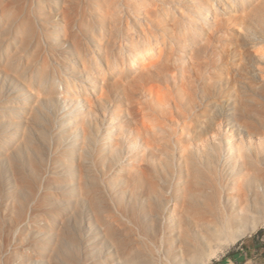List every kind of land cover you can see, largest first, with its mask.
I'll use <instances>...</instances> for the list:
<instances>
[{
  "label": "rangeland",
  "instance_id": "1",
  "mask_svg": "<svg viewBox=\"0 0 264 264\" xmlns=\"http://www.w3.org/2000/svg\"><path fill=\"white\" fill-rule=\"evenodd\" d=\"M192 183L264 207V0H0V264H157L180 224L142 210ZM232 252L264 264V219L202 264Z\"/></svg>",
  "mask_w": 264,
  "mask_h": 264
},
{
  "label": "bare ground",
  "instance_id": "2",
  "mask_svg": "<svg viewBox=\"0 0 264 264\" xmlns=\"http://www.w3.org/2000/svg\"><path fill=\"white\" fill-rule=\"evenodd\" d=\"M113 127H111L110 128V130L112 129ZM118 138H115V139H113L112 137H109V136H107V137H105V139L104 140H102V142H104V143H106V144H110V146H112V147H114V146H116V145H118ZM243 157H242V159H243V161L244 162H246L245 160H250V159H246V157L244 158V155H242ZM245 159V160H244ZM248 161L246 162V163H248ZM245 163V164H246ZM244 164V165H245ZM247 165V164H246ZM250 165H253V163L251 162V164H249V165H247L246 167H248V166H250ZM254 166H255V163H254ZM253 166V167H254ZM251 167V166H250ZM252 167V168H253ZM255 168H256V166H255ZM197 169V168H196ZM248 169H249V167H248ZM188 171H189V169H187ZM191 170V169H190ZM200 171V170H199ZM198 171V172H199ZM203 171V170H202ZM254 171H256V170H254ZM191 173H192V171H191ZM195 173V172H194ZM194 173H193V175H194ZM204 173H206V172H204ZM187 174H188V172H187ZM208 174V173H207ZM209 174H211V173H209ZM191 175V174H190ZM183 176H186V175H183ZM202 176V174L201 175H198V177H201ZM212 176V175H211ZM214 176V175H213ZM212 176V177H213ZM216 176V175H215ZM190 176H188V178H189ZM193 177V176H192ZM191 177V178H192ZM202 177H207V175L205 176H202ZM181 178V177H180ZM187 178V177H186ZM190 178V179H191ZM196 176H195V181H196ZM211 178V177H210ZM210 178H208L207 179V182L209 183V181H210ZM184 179V181H185V178H183ZM189 179V181H191ZM202 179V178H201ZM194 180V179H193ZM192 180V181H193ZM200 180V179H199ZM204 180H206V179H204ZM209 180V181H208ZM216 180V179H215ZM184 181H183V183H184ZM195 181H193V182H195ZM202 181V180H201ZM201 181H199V182H201ZM214 181V180H213ZM206 182V183H207ZM211 182H212V178H211ZM214 182H217V181H214ZM189 183H191V182H189ZM189 183H185V185L186 184H188L189 185ZM196 183H198L197 181H196ZM205 183V184H206ZM219 183V182H218ZM200 184L201 183H199L198 184V186L197 185H194L193 186V183L191 184L192 186H193V188L195 187V186H197V187H200ZM204 184V185H205ZM240 184H242V183H240ZM190 185V186H191ZM204 185L202 186V184H201V186L202 187H204ZM206 185H209V184H206ZM215 185H217V184H215ZM243 185V184H242ZM187 186V185H186ZM152 187V186H151ZM156 187V186H155ZM182 187H184V186H182ZM188 187V186H187ZM187 187H185V188H187ZM206 187V186H205ZM207 187H209V186H207ZM244 187H246V186H244ZM153 189H154V187H152ZM192 187H191V190L193 189ZM196 188V187H195ZM211 188H213V187H211ZM150 189V188H149ZM156 189V188H155ZM154 189V190H155ZM190 188H188V190H189ZM205 189H207V188H205ZM216 189V188H215ZM239 189V188H238ZM244 189V188H243ZM157 190H158V188H157ZM185 190V189H184ZM184 190H183V193H184ZM196 191H199L200 190V192H201V189H195ZM209 190V189H208ZM208 190L206 191V192H208ZM218 190V189H217ZM246 190V189H245ZM251 190V189H250ZM152 191V190H151ZM186 191V193H188L187 192V190H185ZM190 191V190H189ZM239 191H241V189L239 190ZM173 192V191H172ZM171 192V193H172ZM175 192H176V190H175ZM190 192H194L193 190L192 191H190ZM188 193V194H190V195H187V196H191V197H188L189 199L191 198L192 200H193V198L195 197L196 199H198L199 197L201 198L202 197V199L201 200H205L206 201V203H205V201H204V205H203V207H197V205L195 204V203H188L189 201L191 202V199L189 200V201H187V202H183L182 204V209L180 210L179 208H175V205H179V204H177V202L175 203H173V204H171L170 202H168V203H170V204H168V205H166L164 208L162 207V205H161V207L163 208V210L161 211V209H160V207H158L157 205V203H156V201L154 200V202L152 201V204H151V202H150V204H149V202H148V204L147 203H145V204H147L148 205V207L147 208H144V210H142V212H143V214H145L146 215V218H148V220H151V221H154L155 223L153 224L154 226L152 227L153 228V232L154 233H159V232H161L160 233V235L162 234V232L164 231L165 232V230L166 231H169V230H167V229H165L164 230V226H165V223H167V221L170 223V227L171 228H173L175 225L173 224V223H175L176 221H178V223L180 224V227H177V228H179L178 229V232L177 233H175V234H177L176 235V239H177V244H176V247H172L173 248V250H170V248H169V252L167 251V253H166V255H160L159 257L160 258H158L159 260H157L158 261V263L157 264H202L203 262H205L206 260H208L210 257H213L219 250H223V249H225V248H227L232 242H234V240L236 239V238H238V237H240L241 235H243L244 233H245V231L247 230L248 231V229H255V227H257V225L264 219L263 218V215H264V207H263V205L261 204V202H259V199H258V202H253L254 200H252V202L253 203H251L250 201H248V199H247V195H249L248 193L246 194V196H243V197H238V199L236 198V202L235 203H233L234 201L232 200V203L233 204H229L228 203V205L229 206H227L226 204L224 205V201L222 202L223 203V205L224 206H222V203H221V206H219V205H214L213 203H210L208 200H210L209 198H208V196H207V193L205 192V190H204V192H199V196L198 195H194V196H192V193ZM210 192V191H209ZM208 192V193H209ZM212 192V191H211ZM245 192H247V191H245ZM152 193V192H151ZM177 193H178V191H177ZM181 193V192H180ZM179 193V194H180ZM183 193H182V195H183ZM214 193V192H213ZM216 193H218V192H215L214 194H216ZM239 193V192H238ZM257 193V192H256ZM153 194H156L155 192H153ZM169 194V193H168ZM167 194V195H168ZM173 194V193H172ZM175 194V193H174ZM206 194V195H205ZM209 194H211V193H209ZM208 194V195H209ZM225 194V193H224ZM244 194V193H243ZM251 194V193H250ZM157 195V194H156ZM184 195H186V194H184ZM222 195V194H221ZM221 195H219V193H218V195H216V196H220V198H221ZM255 195V194H254ZM154 196V195H153ZM169 196H171V195H169ZM187 196H184V197H186L187 198ZM215 196V197H216ZM226 196V195H225ZM250 196V195H249ZM262 197H263V195H261ZM177 197H179V199H184V198H181L180 196H177ZM177 197H175V200H176V198ZM198 197V198H197ZM214 197V198H215ZM224 197V196H223ZM222 197V198H223ZM231 197V196H230ZM253 197V196H252ZM257 197V196H256ZM255 197V199L257 200V198ZM165 198H167V196L165 197ZM169 198V197H168ZM194 198V199H195ZM199 198V199H200ZM204 198V199H203ZM217 198H219V197H216V199ZM249 198V197H248ZM171 199H173V198H171ZM170 199V200H171ZM179 199H177V200H179ZM212 199V198H211ZM223 199H225V198H223ZM228 199V198H227ZM250 199H252V198H250ZM254 199V198H253ZM261 199V198H260ZM151 200H153L152 198H151ZM157 200V199H156ZM200 200V201H201ZM226 200V199H225ZM169 201V200H168ZM173 201V200H172ZM217 202H218V200H216ZM221 201V200H220ZM227 201V200H226ZM231 200H229V202H230ZM158 202V201H157ZM163 202V201H162ZM203 202V201H202ZM201 202V203H202ZM153 203H156L157 205H155V204H153ZM196 203H197V201H196ZM227 203V202H226ZM139 204V203H138ZM140 204H142V203H140ZM139 204V205H140ZM144 205V204H143ZM160 205V204H159ZM146 206V205H145ZM199 206V205H198ZM200 206H202V204L200 205ZM144 207V206H143ZM138 208V207H137ZM137 208H135V209H137ZM140 209V208H139ZM140 211H141V209H140ZM132 213V212H131ZM138 213V212H137ZM130 214V213H129ZM133 214V213H132ZM136 214V213H135ZM140 214V213H139ZM142 214V213H141ZM134 215V214H133ZM145 215H142V216H145ZM182 216H185V218L186 219H188V222L186 221V219L184 218V220L186 221V224L188 223V227L184 224L185 223V221L183 222V223H181V221H179V219L177 220V218L179 217V218H181ZM123 217V216H122ZM121 217V218H122ZM134 217H135V215H134ZM133 216H132V219L134 218ZM140 217V216H139ZM120 218V217H119ZM124 218V217H123ZM122 218V219H123ZM137 219V218H136ZM142 219H143V217H142ZM141 219V220H142ZM117 220V219H116ZM140 220V221H141ZM145 220V219H144ZM118 221V220H117ZM20 222V221H19ZM133 222H134V219H133ZM132 222V223H133ZM146 222V221H145ZM115 223H116V221H115ZM120 223H122V222H120ZM153 223V222H152ZM23 224V222L21 221L20 222V225H22ZM104 224V223H103ZM134 224H135V222H134ZM134 224H132L133 226H134ZM137 224V223H136ZM151 224V223H150ZM16 225H19V224H16ZM121 225H123L124 227H126V225H125V223H123V224H121ZM139 225V224H138ZM152 225V224H151ZM122 226V227H123ZM136 226V225H135ZM149 226V225H148ZM179 226V225H178ZM103 227H105L104 225H103ZM128 227V226H127ZM145 227V226H144ZM110 228V227H109ZM117 228V227H116ZM119 228V230H120V228L121 227H118ZM130 228H132L133 229V227L132 226H130ZM135 228V227H134ZM140 228V227H139ZM12 228H10V230H11ZM108 229V228H107ZM122 230H124L123 228H121ZM128 229V228H127ZM137 229V228H136ZM145 229H147L146 227L144 228V230ZM170 229V228H169ZM104 230H105V228H104ZM110 230V229H109ZM118 230V231H119ZM138 230H140V229H138ZM148 230V229H147ZM146 230V231H147ZM175 230H176V228H175ZM107 231V230H106ZM117 231V230H116ZM141 231V230H140ZM151 231V230H150ZM172 231V230H171ZM250 231V230H249ZM9 232V231H8ZM11 232V231H10ZM16 232V229H13L12 230V232H11V234L9 233V236H11V235H14V233ZM134 232L136 233L137 232V234L138 235H140L139 233H138V231L137 230H134ZM148 232V231H147ZM146 232V233H147ZM175 232V231H174ZM106 233V232H105ZM110 233V232H109ZM114 233V232H113ZM124 233V232H123ZM122 233V234H123ZM133 233V232H132ZM149 233V232H148ZM151 233V232H150ZM167 233V232H166ZM170 233V232H169ZM168 233V234H169ZM173 233V232H172ZM171 233V234H172ZM119 234L120 235H122L121 233H118V237H120L119 236ZM127 234H129V233H127ZM136 234V235H137ZM141 234L143 235V233L141 232ZM153 234V233H152ZM165 235V236H169V235ZM170 234V235H171ZM112 235V234H111ZM117 235V234H116ZM124 235H126L125 233L123 234V236L122 237H124ZM131 235V234H130ZM160 235H158V236H160ZM3 236V235H2ZM127 236H129V235H127ZM133 236H135V234L133 233ZM145 236V235H144ZM163 236H164V234H163ZM163 236H160V237H162V238H160L161 239V241H162V239H163ZM122 237H121V240H123L122 239ZM130 237V236H129ZM148 238H149V235L147 236ZM135 238H137L136 236H135ZM148 238H144V237H140L139 238V236H138V238L136 239V240H139L138 242V245H143V244H145L146 242H145V240H148ZM152 238V237H151ZM155 238H157V236L155 237ZM126 239V238H125ZM132 239V238H131ZM153 239V238H152ZM152 239H151V241H152ZM165 239V238H164ZM11 240H13V239H11ZM120 239H118L117 238V240L116 241H119ZM133 240H134V237H133ZM132 240V241H133ZM135 240V241H136ZM155 240V239H154ZM157 240V239H156ZM158 240H159V238H158ZM112 241V240H111ZM114 241V240H113ZM112 241V242H113ZM125 241V240H124ZM127 241V240H126ZM128 241H130V239L128 240ZM150 241V240H149ZM160 241V240H159ZM161 241H160V244H161ZM6 242H7V240H6ZM134 242V241H133ZM174 242V241H173ZM172 242V243H173ZM3 243V242H2ZM114 243V242H113ZM117 243H119V242H117ZM128 243V242H127ZM126 243V244H127ZM162 243H163V241H162ZM168 243V242H167ZM119 244H121V248H122V251H121V255L120 256H122V258L123 259H121V257H119L120 258V261L122 262L123 260H125V261H129V260H131L132 258L133 259H135L134 257H135V255H133V246H134V244L133 245H126V244H124L123 242H120ZM131 244V243H130ZM149 243H148V241H147V243L145 244L146 246L145 247H147V245H148ZM153 244L155 245V244H157L155 241L153 242ZM5 245V244H4ZM4 245H2V246H4ZM113 245V244H112ZM115 245V244H114ZM113 245V246H114ZM137 245V244H136ZM162 245V244H161ZM13 246V245H12ZM144 246V245H143ZM151 246H153V245H151V243L149 244V247H151ZM157 246L159 247V245L157 244ZM116 247V246H115ZM118 247V246H117ZM141 248H142V246H140ZM157 247V248H158ZM137 248V247H136ZM153 248H155L154 246H153ZM161 248V247H160ZM163 248V247H162ZM171 248V249H172ZM1 249H3V248H1ZM12 249V247H11V243L9 244H7V246H6V250H11ZM135 249V248H134ZM138 250H139V248H137ZM143 249H144V247H143ZM152 249V248H151ZM156 249V248H155ZM155 249H152L153 251L155 250ZM164 249V248H163ZM167 249V248H166ZM13 250H15V249H13ZM140 251V250H139ZM143 251H146V248L143 250ZM151 251V250H150ZM149 251V249H148V252H150ZM153 251H151V252H153ZM160 251V250H159ZM164 251H166V250H164ZM8 252V251H7ZM142 252V251H141ZM154 252H158V250L156 251H154ZM10 253H13V252H11L10 251ZM159 253H161V252H159ZM163 253V252H162ZM2 254V253H1ZM6 254V253H5ZM17 254V253H16ZM134 254H136V253H134ZM139 254V253H138ZM141 255H144L143 253H140ZM149 254V253H148ZM153 254V253H152ZM11 255V254H10ZM9 255V256H10ZM14 255V254H13ZM137 255V254H136ZM6 256V255H5ZM134 256V257H133ZM140 256V255H139ZM149 256V255H148ZM154 256V254L152 255V257ZM155 257V256H154ZM158 257V256H157ZM2 258V257H1ZM0 258V259H1ZM104 258V257H103ZM102 258V259H103ZM145 259L147 258V259H149L148 257H144ZM13 259V258H12ZM118 259V258H117ZM141 259H143L142 257H141ZM140 259V260H141ZM157 258L155 257V260H156ZM4 259H2V261H3ZM103 260H105V259H103ZM102 260V261H103ZM154 260V259H153ZM14 261V260H13ZM12 261V262H13ZM124 261V263H126ZM135 261H137L136 259H135ZM134 261V262H135ZM139 261V260H138ZM148 261H150V260H147L146 262H143L142 263V261L141 262H139L140 264L142 263V264H145V263H147ZM4 264H14V263H10V261L8 262V260L7 259H5L4 260ZM130 262V261H129ZM133 262V263H134ZM151 262V261H150ZM150 262H148V264L150 263ZM154 262V264H155V261H153ZM153 262H152V264H153ZM128 263V262H127ZM138 263V262H137ZM138 263V264H139ZM121 264V263H120Z\"/></svg>",
  "mask_w": 264,
  "mask_h": 264
},
{
  "label": "trees",
  "instance_id": "3",
  "mask_svg": "<svg viewBox=\"0 0 264 264\" xmlns=\"http://www.w3.org/2000/svg\"><path fill=\"white\" fill-rule=\"evenodd\" d=\"M231 259L232 261L236 262V263H242L244 262L247 257L246 256H238L237 252H232V253H228L227 255H225L222 259L221 262H226L227 259Z\"/></svg>",
  "mask_w": 264,
  "mask_h": 264
},
{
  "label": "crops",
  "instance_id": "4",
  "mask_svg": "<svg viewBox=\"0 0 264 264\" xmlns=\"http://www.w3.org/2000/svg\"><path fill=\"white\" fill-rule=\"evenodd\" d=\"M220 263H221V264H244V262H242V263H236V262L232 261V260L229 259V258L226 260V262H221V261H220Z\"/></svg>",
  "mask_w": 264,
  "mask_h": 264
}]
</instances>
